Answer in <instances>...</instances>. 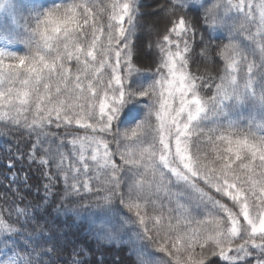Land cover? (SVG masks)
I'll return each instance as SVG.
<instances>
[{
  "label": "snow or ice",
  "instance_id": "obj_1",
  "mask_svg": "<svg viewBox=\"0 0 264 264\" xmlns=\"http://www.w3.org/2000/svg\"><path fill=\"white\" fill-rule=\"evenodd\" d=\"M193 3L160 0L152 79L137 84V0L113 3L107 24L93 0H59L27 55L0 53V124L63 130L85 172L76 189L120 197L165 264H264V125L224 115L264 104V0L189 15ZM193 56L211 57L205 73Z\"/></svg>",
  "mask_w": 264,
  "mask_h": 264
},
{
  "label": "trees",
  "instance_id": "obj_2",
  "mask_svg": "<svg viewBox=\"0 0 264 264\" xmlns=\"http://www.w3.org/2000/svg\"><path fill=\"white\" fill-rule=\"evenodd\" d=\"M58 2L9 0L8 12L0 16V53L27 55L26 41L37 19ZM93 2L103 17L101 23L107 24L111 5L122 4L124 0ZM137 2L139 19L133 36V76L135 83L147 84L152 79L154 50L150 42L156 39L153 25L160 0ZM217 2L210 0L211 4ZM208 3L209 0H194L195 11L189 15H195L201 4L208 6ZM254 3L259 4L260 0ZM212 35L222 38L227 33L220 28L214 29ZM240 40L244 41V37ZM218 43H227V39ZM196 56H200L199 49ZM196 56L190 58V62L195 60L190 71L203 74L211 57L196 59ZM5 86L0 83V90ZM136 107L142 115L141 106ZM3 110L0 106V112ZM224 115L229 120L251 121L261 126L264 104L250 101L227 110ZM131 124L134 121L123 127ZM78 160L77 148L63 130L0 124V264H165L170 257L158 251L146 237L142 225L121 203L120 197L105 198L103 193L96 195L94 191L76 189L75 185L85 176ZM160 195L165 196L163 192ZM140 203L143 213V202ZM197 218L209 217L205 214ZM250 259L255 264V257Z\"/></svg>",
  "mask_w": 264,
  "mask_h": 264
},
{
  "label": "rangeland",
  "instance_id": "obj_3",
  "mask_svg": "<svg viewBox=\"0 0 264 264\" xmlns=\"http://www.w3.org/2000/svg\"><path fill=\"white\" fill-rule=\"evenodd\" d=\"M8 1L9 0H0V16L8 12ZM145 30L147 31V28Z\"/></svg>",
  "mask_w": 264,
  "mask_h": 264
}]
</instances>
